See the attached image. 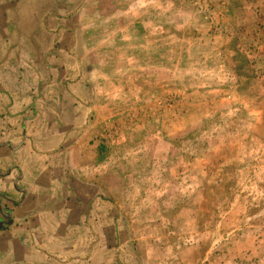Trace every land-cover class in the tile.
Listing matches in <instances>:
<instances>
[{
	"label": "rangeland",
	"instance_id": "rangeland-1",
	"mask_svg": "<svg viewBox=\"0 0 264 264\" xmlns=\"http://www.w3.org/2000/svg\"><path fill=\"white\" fill-rule=\"evenodd\" d=\"M0 20V55L34 57L0 68L38 72L64 125L47 207L82 208L84 262L264 264V0H0Z\"/></svg>",
	"mask_w": 264,
	"mask_h": 264
},
{
	"label": "crops",
	"instance_id": "crops-1",
	"mask_svg": "<svg viewBox=\"0 0 264 264\" xmlns=\"http://www.w3.org/2000/svg\"><path fill=\"white\" fill-rule=\"evenodd\" d=\"M55 28L60 27L55 25ZM0 44L10 43L4 40ZM1 57L7 60L34 59L29 51L20 57L12 47H8ZM6 71L10 74L0 68V92H4L0 93V99H5L6 106L0 103V264H87L81 251L77 252L71 245L76 244L78 237L91 233L83 226L79 203L75 201L81 212L73 215L64 216L63 212L47 207L51 200L62 197H58L60 191L51 182L60 185L59 154L67 148L64 125L53 126L52 121L58 116L39 111L44 101L38 100L41 98L35 81L38 72L33 68ZM8 75L9 80H4ZM28 77L34 85L29 92L19 96L18 86ZM19 97L40 102L31 103L22 113L23 117L21 114L14 116L13 108ZM6 111L10 114L7 115ZM52 173L55 174L54 181H48L46 178ZM14 195H20L19 202L12 201ZM79 195L77 198L82 201V194ZM94 196L101 199L97 193ZM77 216H80L78 222ZM88 218L91 223L94 221ZM93 250L92 247L86 251Z\"/></svg>",
	"mask_w": 264,
	"mask_h": 264
}]
</instances>
